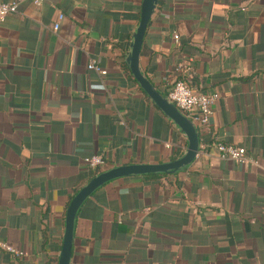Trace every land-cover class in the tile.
<instances>
[{"label":"crops","instance_id":"1","mask_svg":"<svg viewBox=\"0 0 264 264\" xmlns=\"http://www.w3.org/2000/svg\"><path fill=\"white\" fill-rule=\"evenodd\" d=\"M143 1L21 0L0 25V239L25 251L0 250V264H59L69 204L97 170L186 153L127 61ZM181 64L220 93L198 156L99 187L77 213L70 264H264V0H158L140 69L166 95ZM217 143L256 162L222 160Z\"/></svg>","mask_w":264,"mask_h":264},{"label":"water","instance_id":"2","mask_svg":"<svg viewBox=\"0 0 264 264\" xmlns=\"http://www.w3.org/2000/svg\"><path fill=\"white\" fill-rule=\"evenodd\" d=\"M158 0H144L141 10L140 23L134 34L132 51L128 56L132 72L142 88L155 101V103L181 128L188 138V148L186 153L179 159L158 163V164H125L113 167L96 174L84 185L71 200L66 215V231L64 235L63 248L60 255L59 264H70L74 228L77 213L83 203L102 185L120 177L132 175H143L150 173H175L191 164L198 156L200 150V137L197 126L168 98L162 94L151 81L142 73L140 69V55L147 26L155 10Z\"/></svg>","mask_w":264,"mask_h":264},{"label":"built area","instance_id":"3","mask_svg":"<svg viewBox=\"0 0 264 264\" xmlns=\"http://www.w3.org/2000/svg\"><path fill=\"white\" fill-rule=\"evenodd\" d=\"M21 0L2 1L0 0V25L5 21L6 17L18 11L19 2ZM35 5L40 6L45 0H31ZM65 18V14L60 12L58 19L53 25L54 30H59L61 22ZM175 39L178 41L179 35L175 34ZM90 69L105 74L107 71L92 61L89 64ZM187 69V68H186ZM176 70L181 73V76L174 81L168 88L166 97L173 102L182 113L189 117L196 126L208 125L214 114V107L220 98V93L200 91L193 87L185 78L184 65L177 66ZM215 149L218 151L219 158L222 160H233L237 163L256 162L249 157L245 147L236 146L233 144L217 143ZM84 162L91 169H99L104 166L106 161L102 155L93 154L84 158ZM0 250H5L13 253L16 256H23L25 251L14 247L6 241L0 239Z\"/></svg>","mask_w":264,"mask_h":264},{"label":"trees","instance_id":"4","mask_svg":"<svg viewBox=\"0 0 264 264\" xmlns=\"http://www.w3.org/2000/svg\"><path fill=\"white\" fill-rule=\"evenodd\" d=\"M100 173V170H97L96 174ZM166 173H150V174H146V176H161L164 175Z\"/></svg>","mask_w":264,"mask_h":264}]
</instances>
